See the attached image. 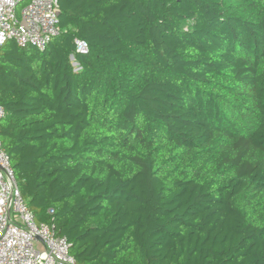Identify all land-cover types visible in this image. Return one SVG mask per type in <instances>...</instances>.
Instances as JSON below:
<instances>
[{
    "label": "trees",
    "instance_id": "16d2710c",
    "mask_svg": "<svg viewBox=\"0 0 264 264\" xmlns=\"http://www.w3.org/2000/svg\"><path fill=\"white\" fill-rule=\"evenodd\" d=\"M59 4L46 50L0 55L37 221L82 264H264V0Z\"/></svg>",
    "mask_w": 264,
    "mask_h": 264
},
{
    "label": "built area",
    "instance_id": "2783aa9c",
    "mask_svg": "<svg viewBox=\"0 0 264 264\" xmlns=\"http://www.w3.org/2000/svg\"><path fill=\"white\" fill-rule=\"evenodd\" d=\"M60 11L59 0H0V55L9 41L46 50L61 33ZM75 45L77 52H89L87 41L75 39ZM70 248L69 240L58 235L53 225L37 221L0 138V264H82Z\"/></svg>",
    "mask_w": 264,
    "mask_h": 264
},
{
    "label": "water",
    "instance_id": "95a60500",
    "mask_svg": "<svg viewBox=\"0 0 264 264\" xmlns=\"http://www.w3.org/2000/svg\"><path fill=\"white\" fill-rule=\"evenodd\" d=\"M72 60L74 59V56H71ZM74 65H77V63L75 62Z\"/></svg>",
    "mask_w": 264,
    "mask_h": 264
},
{
    "label": "rangeland",
    "instance_id": "374dc122",
    "mask_svg": "<svg viewBox=\"0 0 264 264\" xmlns=\"http://www.w3.org/2000/svg\"><path fill=\"white\" fill-rule=\"evenodd\" d=\"M76 68H78V65H75Z\"/></svg>",
    "mask_w": 264,
    "mask_h": 264
}]
</instances>
